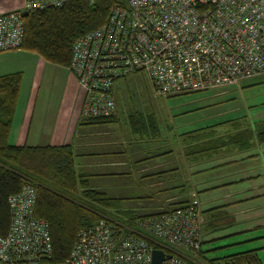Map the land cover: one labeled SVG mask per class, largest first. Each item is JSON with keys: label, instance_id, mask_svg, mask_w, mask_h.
I'll return each instance as SVG.
<instances>
[{"label": "built area", "instance_id": "built-area-1", "mask_svg": "<svg viewBox=\"0 0 264 264\" xmlns=\"http://www.w3.org/2000/svg\"><path fill=\"white\" fill-rule=\"evenodd\" d=\"M72 1L26 0L1 14L0 53L20 48L21 12ZM67 68L83 92L84 119L115 115L114 89L137 74L162 97L240 85L264 76V0H116L102 26L73 42ZM36 200L29 183L9 196L0 264H152L153 249L170 255L160 264H197L186 255L196 254L204 238V210L196 198L133 226L100 220L81 228L62 262L51 260L49 226L35 215Z\"/></svg>", "mask_w": 264, "mask_h": 264}, {"label": "crops", "instance_id": "crops-1", "mask_svg": "<svg viewBox=\"0 0 264 264\" xmlns=\"http://www.w3.org/2000/svg\"><path fill=\"white\" fill-rule=\"evenodd\" d=\"M24 3L25 0H0V15L19 10L16 8L21 9ZM24 52L29 54L20 49L0 53V76L21 73L24 78L31 73V85L38 88L36 93L30 94L35 97L31 99L29 96L23 104L18 98L9 135L11 144L71 146L77 173L84 177L90 189L101 190L111 196L136 188L134 183L121 180L144 179L147 182L145 194L149 196L136 198L135 210L157 211L159 207L156 206L172 210L179 207L177 204L203 194L200 197L205 199L206 210L225 211L222 222H231L216 227L211 235L235 224L257 222L255 225L258 227L264 226V203H261L264 191L260 188L263 185L252 184L255 173L231 169L238 158V161H244L255 156L252 154L256 152H261L263 158V146L255 144L244 151L236 150L232 145L217 150L212 146L210 149L214 151L208 148V153L196 154L195 142H192L189 155L190 149L183 139H179L181 142H156L143 138L144 134L134 133L132 129H128L127 136L122 134L112 127L118 120L116 116L111 123H81L84 95L68 68L47 63L42 58L35 61L26 59ZM58 78L64 80V90L61 93L49 90L50 94L45 93L38 104L44 82L50 79L56 84ZM139 135L142 137L136 138ZM191 135L195 136V130ZM178 154L180 157L176 156ZM213 168L223 171L216 179L207 176ZM213 191H217V195L211 196ZM210 234L205 236V242Z\"/></svg>", "mask_w": 264, "mask_h": 264}, {"label": "trees", "instance_id": "trees-1", "mask_svg": "<svg viewBox=\"0 0 264 264\" xmlns=\"http://www.w3.org/2000/svg\"><path fill=\"white\" fill-rule=\"evenodd\" d=\"M115 1L77 0L61 7H48L27 12V15L22 17L25 28L23 42L19 49L37 54L47 63L67 68L71 59L73 42L80 36L102 26L107 21ZM22 77L21 73L0 76V235L7 233L11 220L9 196L20 192L28 183L34 186L37 183L35 215L48 223L52 244L51 260L55 262H62L68 256L76 241L77 232L81 228L94 225L100 220L125 222L133 226L136 220L159 215L155 211L141 213L132 208H121L119 205L123 198L111 197L104 191L90 189L84 177L76 171L75 154L71 146L29 147L9 142ZM115 115L109 118H80V122L111 123ZM136 120L133 119V121ZM242 122L232 125L235 134L231 132L230 135L217 139L213 133L220 126L215 125L210 126L208 132L203 131L205 133L198 134L195 131V136H192L191 132L183 134L185 135L183 141L188 149L192 142H195L196 154L208 153L213 144H216L214 150L226 147L228 144V146L240 147L243 151L255 144H264V120L259 124L255 123L254 128L240 127ZM142 124L147 125L145 121ZM132 128L138 133L145 131V129L139 130L138 127ZM154 131L155 128L151 133L153 139L156 136ZM191 150L188 151L189 155ZM189 202L183 201L177 204L178 208ZM208 213L213 215L209 218L213 224L222 222L224 217V214L217 213L215 209L203 211L204 238L208 234V228H213L210 225L208 227ZM204 238L196 255L206 253L202 250ZM149 244L154 248L160 247L153 241ZM186 255L189 257L190 253ZM211 261L222 264H262L257 250L215 258Z\"/></svg>", "mask_w": 264, "mask_h": 264}, {"label": "rangeland", "instance_id": "rangeland-1", "mask_svg": "<svg viewBox=\"0 0 264 264\" xmlns=\"http://www.w3.org/2000/svg\"><path fill=\"white\" fill-rule=\"evenodd\" d=\"M18 8L20 9V7L16 9ZM23 56L26 59L32 58L34 61L37 60V58H41L37 54L32 56L30 53L28 54L25 52ZM31 78V73L26 74L24 78L22 77L19 92V98L22 104L28 100L29 96L31 99L34 98L35 96L30 94L36 93L38 90L37 86H34L35 88L32 87ZM49 80L45 81L43 87L40 89V94L37 99L38 104L41 102L42 96L45 93L50 94L49 90L57 93H61L64 90L65 82L62 78H58L56 84L53 83L52 80ZM119 86V88L114 89L117 107L115 116L118 120L112 127H115L118 131H122V134L126 136L128 134V129L133 130L132 127H138L140 128L139 130L145 129V131H143L145 134L143 138L153 139L151 133H153V128H155L154 132H156V136L153 140L156 142H181L180 140L185 139L183 133L186 134L194 130L198 134L205 133V130L208 132L210 126L219 125L220 127L216 128L213 133V135L219 139L223 136L230 135L231 132L235 134L236 132H234V127H232V125L236 122L243 121L240 127L248 128L251 126L254 128L255 123L259 124L264 120V77H259L237 86L178 97H162L156 95L144 74L133 75L120 81ZM133 119L137 120L133 121ZM143 121H145L147 125L144 126L142 124ZM222 123L224 124L221 126ZM148 130L150 132H147ZM133 132L136 133L134 130ZM140 137L142 136L139 135L136 138ZM215 145L213 144L212 146ZM260 146L264 148V144ZM231 149L232 151L235 150L234 148ZM236 150L243 151L240 147ZM252 155L255 156L247 158V160L244 161H238V158L236 160L237 164L231 169L235 171L243 169L247 171V173H255L256 178L252 181L253 183H251L257 186L263 185V187L260 188L264 191V157L262 158L261 152H256ZM176 156L180 157V154ZM222 173V170L213 168L209 170L207 176L208 178L216 179ZM225 180L224 178L223 181L225 182ZM121 182L134 183L136 188L134 190L126 189L120 192L118 196L109 195L111 197L123 198L119 207L133 209V205L138 201L136 198L149 196V194H145V185L147 182L144 179H124L121 180ZM36 184L35 187L37 189ZM216 192L217 191H213L211 196L217 195L218 192ZM200 195L199 198L196 197V199H198L201 208L206 210L207 204L204 197H200ZM261 203H264V199ZM156 207L159 208H157L155 213L169 211L160 206ZM139 211H141V213L146 212L145 209H139ZM221 212L225 214V211ZM211 215V213L207 214L208 227L209 225L213 227L211 229L208 228V234L216 227L231 223L223 221L214 222L215 224H213V222H211L212 220H209V218L213 216ZM203 218L205 222L204 215ZM255 223L257 222H250L248 225H243V223L240 225L235 224L232 227H226L225 229L216 231L212 235H208V239H206V242L202 246V250L206 253L202 255L190 254V257L194 259L197 264H222L216 261L212 262L211 260L246 251L257 250V254L262 264H264V226L258 227ZM247 228L251 230L248 232H238ZM254 237H256V239H254ZM146 240L148 243L153 241L152 238L148 237Z\"/></svg>", "mask_w": 264, "mask_h": 264}, {"label": "water", "instance_id": "water-1", "mask_svg": "<svg viewBox=\"0 0 264 264\" xmlns=\"http://www.w3.org/2000/svg\"><path fill=\"white\" fill-rule=\"evenodd\" d=\"M27 12H21V17H25ZM170 255L165 254L162 250L153 249L151 252V263L152 264H160L165 259H169Z\"/></svg>", "mask_w": 264, "mask_h": 264}]
</instances>
